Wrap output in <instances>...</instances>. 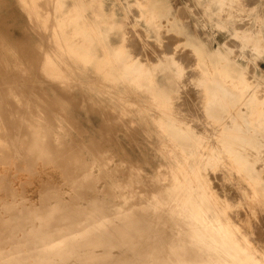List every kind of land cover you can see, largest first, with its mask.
<instances>
[{
    "label": "bare ground",
    "instance_id": "obj_1",
    "mask_svg": "<svg viewBox=\"0 0 264 264\" xmlns=\"http://www.w3.org/2000/svg\"><path fill=\"white\" fill-rule=\"evenodd\" d=\"M28 1L30 2V0ZM216 1L221 3V1L223 0H216ZM47 5L44 6L50 7V5L48 6ZM54 5L52 6V8L54 7ZM250 5H252V3ZM73 7H69V8H73ZM136 7H137V2H136ZM162 8H164V6ZM81 9H83V7ZM85 9H83V11ZM93 9H95L94 6ZM133 9L131 10V12L133 11ZM152 9L153 8H150L151 11ZM27 10L30 11L29 8ZM40 10L42 11V9ZM162 11H158L159 16L161 17L164 15V13L167 12L166 10L164 12ZM40 12L38 14H40ZM33 13L34 12L32 11V14ZM94 13L96 12L94 11ZM36 15L37 14L35 13L34 16L36 17ZM29 16H31V11ZM34 16L33 17L31 16L32 17L31 20L34 18ZM51 16H53V14ZM137 17L138 16H136V18ZM61 18L56 19L53 22L51 21L52 26L50 25V27L53 28L52 29L50 28V30H52L53 36H55V38L58 39V42L61 45V40H62L61 37L63 36V34L65 35L66 32L70 33L69 31H66V29L68 25H71L73 26V30H72L73 33L76 34L78 33L77 34L78 36L79 33H81L83 35V38L88 37L86 43L80 44V46H78L81 48V51L77 47H73L70 49L71 51H76L77 53H79L78 55H82V58L87 61L86 63H89L93 57H89L88 53L92 50V48L96 46L95 44L96 40L91 39L90 36L92 35L90 34L95 33L98 38V35L101 34V32L99 31V27L94 28L93 27L94 24H92L89 30H83L82 27L83 24L85 25V23H82L84 21L80 20L82 19V16L81 18L77 17L75 21L70 19L69 22L64 21ZM42 19H41V23L44 22ZM147 19L149 18L147 17ZM36 20H38L39 22V18H37ZM47 20L45 18V21ZM35 21H33V23ZM100 21L105 23V21H103L102 19ZM112 22H111L112 25H109L110 23L108 24L109 30L107 31L115 29L116 25L114 20ZM53 23L55 26L53 25ZM130 23L131 22H128L129 26ZM34 24L36 25V23ZM79 24L81 25L80 27H78ZM223 24L224 23H222V25ZM178 25H182V24L180 23ZM43 26L45 25H42L40 27ZM45 27H43V30H45ZM202 27L207 30L206 32H208L207 33L208 36L214 40L215 44L219 48L217 52L221 56H218L216 52L215 53L209 52V50H207L204 41L195 38V36L194 37L191 36L187 32L188 28L186 26L187 29L185 27L183 29L184 38H185L184 44L192 47L193 54L200 59L199 65H202V63H204L206 57L211 59L212 61L213 60L216 61L217 63H223L222 60H225L226 64L223 65V68L225 71H227L228 74L231 75L232 78H236V79L245 78V81L253 84L255 90L258 93H261L262 96L264 97V72L256 68V64L254 61L255 57H252L254 55L256 56L264 55V43L262 44L258 41L253 40L257 36H247L246 37L247 41L245 45L251 47L255 51H254V55H250V52L243 53L241 51V55H242L241 57H243L245 61L242 62L240 58L233 57L232 55L229 54L228 51H225L222 48L224 44L218 40L216 33L217 31H219V33L221 32V34L223 33L221 30L216 29V24H214L212 18L211 19L206 18L205 24ZM37 28L39 29L38 26ZM131 29H133L132 26ZM63 30H65L66 32ZM251 31L253 30L251 29ZM102 34H104V32ZM125 34H128V32L127 33L125 32ZM135 34H137V32L134 31V36H136ZM143 34L145 35V33ZM143 34L140 35L139 37L140 40L142 38L141 36H144ZM127 36L125 38L126 40H127ZM137 36H139V33L137 34ZM157 36L159 37V35ZM104 37L108 38L105 35ZM144 37L142 39H145ZM51 39L50 37L48 38L49 41ZM76 40L78 41V39ZM137 41L136 44H139V41L138 42ZM149 42L147 43L146 41L147 45L150 44ZM54 43L55 45H59V43L57 44L56 41H54L52 44L54 45ZM143 43L145 42H142V44ZM154 43L155 42H153V44ZM44 44L43 45L39 44V45L42 46L43 48ZM142 44L141 45L139 44L137 46L138 47L143 46ZM157 45L158 44L156 42L155 46ZM167 45L168 44H166L165 46ZM46 46L49 47V45ZM63 46L64 45H62L61 47L62 49ZM115 46H118V44ZM176 46L177 45H175V47ZM54 47H58V46H54ZM54 47H50V48H54ZM66 47L67 46L65 44V48ZM129 47L127 44V49ZM151 47L153 46L150 45L149 47L150 49L148 50L147 48V51L150 52L156 49V48L152 49ZM163 47L164 45L162 46V48ZM167 47L171 49V47L169 46ZM102 48L100 50H103ZM122 48L123 47H121V49ZM133 48L136 47L134 46ZM141 48L139 49L137 48L136 50L138 52L146 50V49L140 50ZM44 49L45 48H43V50ZM136 50L134 49L135 52ZM42 51L39 50V52L41 53ZM45 51H43V53L45 54V56H48L46 53L49 52H45ZM64 51L63 53H65ZM134 51L131 50L130 52H134ZM160 51L161 49L159 47V52ZM118 52L119 51L117 49L113 51L115 61L118 62L117 64L123 61L122 62L123 66L120 65V68L115 70V71L118 70L117 72L111 70V68L108 66L109 61H107L108 67L102 66L103 69H100L98 67V70L99 69L101 71L103 70V72L101 73H103V76L105 78L107 77V79L109 78L110 80H115V82L123 80L127 82L128 85L129 74H132L137 68L139 69L140 66L138 67L137 63H130L129 61H126V63L129 64V66L127 65L128 66L127 67L124 63L125 56L123 59L122 56L120 57L119 55H117ZM159 52L156 54L159 55ZM170 52H172V50ZM161 53L163 52L161 51ZM49 54H52V52H50ZM57 54L62 55L59 52ZM137 54L138 53H135L133 55V58ZM144 54L145 53L143 52L142 55L144 56ZM113 55H111V57ZM139 55H141V52L139 53ZM149 55L152 56L151 53ZM69 56L71 55L69 54ZM73 56L77 58L76 55ZM164 56H165V52H164ZM172 56L175 57V55ZM111 57L110 59H112ZM145 57L147 58V56ZM43 58H44L42 62L43 67L41 66L43 69L41 68L40 70L42 71L44 70L43 74L47 75L51 72V71L49 72L48 66L51 65L50 62L53 57L52 58L43 57ZM50 58L51 60L50 62H48L50 64L47 66L46 61H49ZM162 58L163 56L161 57V59ZM148 59L150 61L151 58ZM66 60H68V58ZM173 60H177V59L173 58ZM142 61H144V59ZM155 61L158 62V60ZM39 62H41V59ZM62 62L63 61H61V63ZM117 64L115 66H117ZM249 64H254V69H251L252 67H250ZM54 65L52 66L54 67ZM65 65L67 68L68 64ZM7 66L8 65L4 62L2 57H0V192L3 194L2 196H0V264H264V113L262 111L264 108H260V106L258 107L257 104L258 100L255 96V91H253L254 87L247 88L248 90L246 89L247 97L246 99L243 98V100H245L244 112L241 113L239 111L235 116L231 117L230 128L229 125H227L229 128L228 137H226L227 139H225V136L227 135L224 134H223L224 137H221L218 134H217L218 137L213 135L209 136V137L213 136V138L217 137L218 139L216 138L215 140L216 142L218 141L220 143L218 144L221 146H219L218 144H217L218 147L217 145L214 146L215 141L213 140L214 142L213 143L211 142L213 146L209 148L206 147V151L204 150L205 152H203L205 154H200L199 149H201V147L198 146V142L200 141L199 138L202 137L200 136L199 138L196 137V134L198 132L194 128H190L189 125H187L188 123L186 124L185 121L181 124L183 120L182 118L183 116H181L182 120L179 116L181 120L180 121L176 114L173 115L172 112L176 111L175 108V110L173 109L174 111H172L171 113L173 117L175 116V118L176 117L178 118L180 125L177 124V121H174L172 119L173 117L172 118L165 117L166 119L159 121V128L161 127L162 129L161 133H163L165 137L168 139L167 141L169 147L166 150H165L166 147H164V151H167L165 153L168 154V156H171L173 155L172 151H179L178 155L180 156L179 157L180 160H178V162L176 163L177 161L176 159V161L172 165L169 162L170 164L168 166L161 161H156V162L151 161L149 163L147 162L146 165H142L137 161H126L123 159L115 162L113 159L115 157V153L104 148L101 142H99V140H96L95 138L91 137L90 141L88 142L84 141V139L81 138V134H82L81 129L78 130L76 128L78 123L74 121L72 118L66 116L64 112L65 109L63 103L60 100L49 98L44 93V91L38 88H33V89L29 88L28 86L29 83L27 82H29L31 78L30 75L27 73L28 71H25V67L23 68L20 64H18L19 73L15 77H11L7 75L8 74L6 71L8 69ZM134 66H137L136 69L134 68ZM50 67L49 69L53 68ZM56 67L57 70L53 68L55 71L54 70L52 71L55 72L56 75H54V73L52 72L51 73L53 74V77H55L54 79H60L62 76L61 70L58 72L59 67L58 66ZM61 67L59 69H61ZM181 67L183 69L182 64ZM44 68H47L49 73H46ZM63 68L62 70H64ZM164 69H165L164 67H161V69L160 67L156 68L157 71H163ZM156 70L155 72H157ZM185 70L186 69H184V72H186ZM172 73L173 72L164 74V76L168 77V82L166 83H169L167 84L168 86L166 89L160 87L158 88L156 87L157 86L156 84H155L156 86L151 84L150 88H148V90L146 91H149V89H151V91L154 92L155 96H162L160 97V99L164 98V101L166 99L168 100L169 97L171 99V95L175 91H177L175 93H179V91L184 89L181 88V90L179 89V91L175 89L176 83L174 82V80L176 76L175 73L174 74ZM52 74L49 75V77H52ZM37 75L39 74L37 73ZM198 75L199 74L197 75L194 74L193 77H197ZM177 76L181 77V75L180 76L177 75ZM182 76L185 75L183 74ZM186 77H188V75ZM214 77L217 78L218 75L215 73ZM181 78L183 79V77ZM198 78L199 76L196 79L198 80ZM188 79L189 78H187V80ZM200 79H202V77H200ZM18 80H21L22 84L24 85L17 86ZM191 81L192 80H189V82ZM194 81H193V85H197L196 82ZM67 82L68 81L64 83ZM189 82L186 81V83ZM144 84L145 83H143V85ZM190 84H188V86H190ZM180 87H182V85H180ZM65 89L64 92L67 93L68 88L66 90ZM127 90L129 89L127 88ZM195 91H197V89ZM102 92L104 91L102 90ZM206 92L207 91H204V94ZM70 93L71 92H69L68 95ZM130 93L129 94L127 93L128 96L130 95ZM141 93L143 94L142 91ZM190 93L192 92L190 91ZM211 93L213 94V92ZM134 94H136V92ZM204 94L203 97H207L206 96L207 94L206 95ZM218 94L219 95L221 94L222 96L224 94V90L223 91L218 90ZM175 95H179V94H175ZM195 96L198 97L197 93ZM196 97L193 96V98L195 99ZM185 98L186 97L184 95V99ZM190 98H192V96ZM120 99L122 100V98ZM184 99L183 101L186 100ZM195 99L193 100L196 104L202 98L199 99L197 102ZM205 99L202 100L206 101ZM261 99L264 101V98ZM227 100L228 99H226L225 101ZM177 101L179 102V100ZM236 102L237 100L235 101V103ZM178 104H172L174 105L173 108L175 106L177 107ZM180 104H183V102ZM180 104L178 106L182 107ZM200 104L203 105L202 101L201 103H198L199 106ZM74 105L77 106L76 103ZM137 105L140 106L139 104ZM170 105L171 104H169V106ZM186 105H184L183 107L184 109L186 108ZM207 105L209 104L207 103ZM217 105L219 106V104ZM160 106L162 107V105H159V107L157 106L156 109L157 111L158 108H160ZM228 106L229 104L227 105V107ZM148 107L150 108V106ZM193 107L195 108V106H192V108ZM212 107H215L214 104L211 105V108ZM244 107L242 109H244ZM100 109L102 108L100 107ZM164 109L166 108H163L162 109L163 111L159 110V112L160 111L165 113L168 112L167 109L166 110ZM218 109L214 111L216 112L218 111ZM156 110L154 111L156 112ZM170 110H172V108L169 109V111ZM178 110L180 109H177V112ZM192 110L190 109L191 112ZM196 110L194 109L195 112H197ZM248 110H250L249 113ZM184 111H182V113ZM105 113L106 112H104V114ZM210 113L211 115L213 114L212 112ZM160 114H159V118H160ZM197 114L198 115L200 114V117L204 116L203 114L201 115V112ZM189 115L186 114V117L184 118H188L187 116ZM214 115L212 116L213 117L219 116L218 113ZM162 116H164V114ZM107 117H109V115ZM117 117L118 119L120 118L119 116ZM235 118H239L241 122L236 121ZM155 119H158V117ZM193 119L195 118L193 117ZM111 120L113 119L111 118ZM198 120H200L201 122V119ZM217 120L218 118H216L215 122ZM197 121H195V123ZM225 121H228V119H226ZM121 122L123 121L121 120ZM189 123L190 125L191 123L194 124V122H189ZM205 124H207V120ZM212 124H216V123L211 122V125ZM197 125L198 124H194L193 126H197ZM202 125L204 126V124ZM211 127L209 129H211ZM197 128L199 129L200 127ZM101 131H102L101 140L105 141L107 139L106 135L107 134L109 135V133H107L105 128L103 130L101 129ZM207 131L209 132V130ZM218 131L219 130H217L216 132L218 133ZM205 132L206 131H204V135ZM212 132L210 131V133ZM224 132L222 130V133ZM128 134L130 135V133ZM201 136H203V134ZM213 138H211V141ZM169 142L171 143V145L169 144ZM172 145L175 148L172 147ZM207 149H209L210 151L207 152ZM164 156L166 157V155ZM199 157H202L200 159L204 160L203 163L195 161L196 158ZM166 158L168 159V157ZM201 166H203V168ZM211 168H213L212 172L216 173L214 177L218 179V186L220 185L219 188L220 191H217L216 189H215L216 191L210 190L209 188L205 187V184L203 185V183L200 180L201 178L199 174L200 169H202V171L203 170L209 171V169ZM42 169L44 170L46 175L47 172H58L60 174L61 184L53 185L51 183H48V181L43 180L39 187V196L37 201L35 202L31 201L24 192L22 186L26 182H21V190L14 188V186L12 185L13 179L20 178L22 177V175L27 178H34L35 176L39 175L38 173L42 172ZM63 186L68 187V191H66V194L68 195L67 198L63 197Z\"/></svg>",
    "mask_w": 264,
    "mask_h": 264
},
{
    "label": "rangeland",
    "instance_id": "obj_2",
    "mask_svg": "<svg viewBox=\"0 0 264 264\" xmlns=\"http://www.w3.org/2000/svg\"><path fill=\"white\" fill-rule=\"evenodd\" d=\"M51 1L52 0H40V1L38 0V3H40L39 4L40 7L37 6V12H40L41 11L40 9H42V11L39 14V18H41V19L43 18L42 20L44 22H42V23L45 24V26H46L45 27V30L46 31L43 30V27H42V32H40L38 30V32H39L38 33V37L37 38H34L31 41L30 40L27 41L23 37H21V38H15L14 36L11 37L13 39H11V40H9L7 42H5V41L2 42L1 39H0V50L1 49H4V51H6V50L8 51L7 48H8L9 42L12 41V40L14 41V39H15L16 42L18 44H20V45H24L26 43H30L33 48L36 47L35 53L31 57L32 60L39 61L41 59V61H43V59H44L43 57L48 58V56H45V54L43 53V51L46 50V48L43 50V48L45 47V45H44L43 48L40 45H43L45 43L44 40H48L49 37H50V39L52 38L50 41L48 40V43L51 42V45H52V43L54 41H56L57 44L59 43L58 42V39H56L55 36H53L52 30H50V28L52 29L53 27H50V25L52 24L51 21L53 22L54 20L61 18L60 14H59V13H61V6H56V4L58 3L57 0H53L54 2L53 1L51 2ZM208 1L209 2L211 1V2L209 3ZM46 2L48 3V5H50V7L47 5ZM68 2H69L68 5H70V7H73L74 6V3L75 4H82V3H86L87 4V6L83 7V9L86 8L85 9L86 11L84 10L85 12L84 11L82 12V19H80V20L84 21L82 23H85V24L88 23V25L91 27L92 24H93V22L95 21V20H93L94 17H95V14H98V10H100V9L98 7L97 8L94 7L95 9H93V5L87 3V0H68ZM136 2H137V7H136ZM54 3H55V5H54ZM133 3H135V4H133ZM165 3H167V4H165ZM248 3H249V5H248ZM251 3H252V5H250ZM107 4H109V5L108 6H105L104 10L105 11L106 10L109 11V12H107V16H109L110 14L113 15L111 18L115 21V25H116L115 26V31H113L111 33V35H110V37H111L110 40H111V42H112L113 45L114 44L115 45L118 44V46H115L114 45L115 46V50L117 49L119 51L117 53V55H119L120 57L122 56L123 59H124V56H125L124 63H125L126 66L127 65L129 66V64L126 63V61H129L130 63H137L138 67L140 66L139 69L138 68L136 69L137 66H134V68L136 70L132 74H129V79H128L129 84L128 85H127V82L121 80V81L115 82V85L114 84H110V83H106V82H102V83H106V84L100 87L101 90L99 89V87L98 88H93V87L86 88L85 86H83L84 85V82H86L87 80H89L91 78L93 80L96 79V78L97 79H103V76H101V74L98 73L97 70H94L91 67H89L90 65H85V64H83L84 62L82 63L80 60H79V62H72L70 58L72 57V59H75V56H73V55H76V54H73V52H71L70 50H66V48H63L65 50L64 51L61 48L60 43H59V45H55V43H54L53 47L54 46H58V47H54V48L55 49L57 48L58 50L57 49L56 50L59 53H61L62 55H58L57 54L58 52L54 48H50L52 46H49V50L48 51L47 50L45 51V52H49V53L52 52V55L54 56V59H53V61L51 60V63L53 62L52 64L53 65L55 64V66L61 67V66L64 65L63 67H66L65 64H68L67 67H71V66L78 65V66H81V67L82 66L83 67H88L90 69V70H80V69H78L76 67H74V68L72 67V68H68L67 70L61 71V74L65 72L64 79H66L67 81H70L69 88L68 89L66 88L67 91H68V93L69 92L73 93V91L75 92V95L72 96V100H71L72 102L73 101L74 102H81V103H83V105L85 104V105H88V106H89V104L91 106H93V104L94 105H97V106L100 105V107L102 108V110L104 109L102 113L100 112L103 115V120L101 118V116H102L101 115L100 116L101 119L98 118V121H97V123H95V126H96V128H98L99 126H101V124H103V127L106 129L107 133H109V135L108 134L106 135L107 142H106V140L105 141L104 140H101V136L98 135V133H96V131L92 127H90L84 121V118L82 117V114L83 113H81L79 115L78 113H80V112L75 111V110H78L76 108H73L74 109V112L72 111L73 110L71 108L72 107V102H66V101L63 102L62 101L63 98L61 97V95H58L57 97L56 96L51 97L49 95V98H52V99L54 98V99L60 100L63 103L64 109H65L64 112H65L66 116H68L69 118H72L74 121H76L78 123V125L76 126V128L78 130L81 129V131H82L81 138L82 139H85L86 137H88L89 135H91V137L95 138L96 140H99V142H101V144H102V146L104 148H106V149H108V150H110V151H112V152L115 153V157L113 158L115 162L123 159V160H126V161H137V162H139L142 165H146L147 162L149 163L151 161H153V162L161 161V162H164L167 166L170 163H171V165L174 164V162L176 161V159H177L176 163L178 162V160H180L179 159L180 156L178 155L179 154V151H172L173 155H171V156H168V154L165 153L167 151H164V147H166L165 150L169 147L168 141H167L168 139L165 137V135L163 133H161V131H162L161 127L159 128V121L160 120H163V119H166L165 117L172 118L173 117L172 116V113H173V115L176 114L178 118H179V116H180V118H181V116H183L182 117L183 120L181 118V120H182L181 124L185 121L186 124L188 123L187 125H189L190 128H194L198 132L197 133L198 136L196 134V137H198V138H199V136L202 137V138H199L200 141L198 142V146L201 147V149H199L200 154H205L203 152L206 151V147L209 148V147L213 146L212 143L214 141H215L214 142V146H216L219 143L218 141L216 142V140H215L218 137L217 134L220 135L221 137H224V135H227V136H225V139H227L226 137H228V132H229V128H230L231 117L232 116H235L239 111L241 113L244 112V110H245V107H244L245 106L244 105L245 100H243V98L246 99V97H247V90H248L247 88H253L254 86H253V84L246 82L245 81V78L244 79H242V78L241 79L232 78L231 75L228 74L227 71H225L224 68H223V65L226 64L225 60H222L223 63H217L216 61H214V60L212 61L211 59H209V58L206 57V60H204V63H202V65H199L200 59L193 54L192 47L189 46V45H185L184 44V39L185 38H184V30L183 29H184V27L186 28V26H187V28H188V29L186 28L187 29V32L191 36H193V37L195 36V38H198V39L203 40L204 43H205V45H206V47H207V50H209V52H214V53L216 52L218 54V56H221L217 52V50H219V48L215 44L214 40L211 39L208 36V34H207L208 32H206L207 30L202 27L205 24V19L206 18H210V19L212 18V20L214 21V24H216V29L217 30H221L222 33H223V34H221V32L219 33V31H217V33H216V36H217L218 40L221 43L224 44V46L222 48L225 51H228L229 54L232 55L233 57L240 58L242 62H245L244 61V58L241 57L242 56L241 55V51L243 53H246V52L249 53L250 52V55H254V51H255L251 47L245 45L246 44V41H247L246 37L247 36H257L253 40L258 41V42H260L262 44L264 43V0H223V1H221V3H219L216 0H205V1L204 0H169V2H168V0H115V6L110 5V2H107ZM216 4H218V5H216ZM44 5H47L51 9H49L48 7H46ZM53 5H54V7L52 8ZM132 6L134 7V9H133ZM163 6H164V8H162ZM210 6L211 7L213 6V7L211 8ZM47 8L49 10H51V11H49ZM150 8H153L152 11L150 10ZM69 9L71 10L70 14H72L73 11H74V9H76V7L69 8ZM83 9H81V10H83ZM132 9H133V11L131 12ZM148 9H149V11H148ZM93 10L96 13H94ZM114 10H115V13L114 14L113 13H110L111 11L113 12ZM165 10L167 12L164 13V15L162 17L159 16L158 11L164 12ZM43 11H44V13H43ZM211 13H213V14H211ZM52 14H53V16H51ZM129 14L132 16V18H131V16ZM133 15H135V16H133ZM192 15H193V17H192ZM57 16H60V17H57ZM136 16H138V17L136 18ZM146 16L149 19H147ZM77 17H78V15H76V14L73 15L72 14V15H70V18H65L64 21L69 22L70 19L73 20V21H75L77 19ZM45 18H46V20L47 19H49V20L45 21ZM111 18L110 17H107V18H105V20L106 21H108V20L111 21L112 20ZM117 19H118V21H117ZM132 19H134V20H132ZM150 19H152V20H150ZM86 20H87V22H86ZM89 20H90V23H89ZM176 20H177L178 23L176 22ZM147 21H149L150 24ZM128 22H131L130 23V26L128 25ZM46 23H47V25H46ZM180 23L182 25H178ZM222 23H224V24L222 25ZM18 25H20V24H18ZM53 25H54V23H53ZM176 25H178V26H176ZM131 26H132L133 29H131ZM182 26H183V28H182ZM218 26H221V27H218ZM137 28L139 30H141V29L142 30L139 31ZM251 29L253 31H251ZM133 30L135 32H137V34L139 33V36H137V34H135L136 36H134V31ZM125 32L126 33L128 32V34H130V35L125 34ZM142 32L145 33V35ZM227 33H229V34H227ZM0 34H1V32H0ZM141 34H143L145 36V37L144 36H141L142 38L144 37L146 39V37H147V39H149V40L146 39L147 43L150 41L149 42L150 43L149 45H147L145 39H142V38H141V40L139 39V37H140ZM157 35H159V37ZM43 36H45V37L47 36V37L46 38H42ZM92 36H93V33H92ZM126 36H127V40L130 38L128 41L125 39ZM205 37H206V39H205ZM208 37H209V39H208ZM84 39L85 38H83V37L81 38L82 41H84ZM137 39H138L140 45L142 44V42H145L142 45L143 46L146 45V46H144V47L143 46H139L138 47L137 45H139V44H136ZM120 40H121L122 43L120 42ZM129 41H130V43H129ZM159 41H160V43H159ZM161 41L162 42L166 41L167 43L166 42L162 43ZM153 42H155V43L153 44ZM156 42L158 44L157 46H155L156 45ZM124 43H126V44H124ZM165 43L168 44L167 46L171 47V49L168 48L167 46H165L166 45ZM127 44H128V47L129 46H132L133 44L134 45L132 47H129L127 49ZM162 44L164 45L163 48H162V46H163ZM150 45L153 46V47H151L152 49L153 48L154 49L156 48V49L153 50V51H150V52L147 51V48H148V50L150 49L149 48ZM175 45H177L178 47L177 46L175 47ZM120 46L123 47L122 48L123 50L121 49ZM134 46L136 48H133ZM158 46L160 47V49H161V51L163 53H161V51L159 52V47ZM39 48H41V49H39ZM59 48H61L62 50L59 49ZM137 48L138 49L141 48L140 50H144V49H146V50L140 51L141 52V55H139L140 52H138L136 50ZM120 49H121V52H120ZM130 49L132 51H134V49H135L136 52L135 51L134 52H130L131 51ZM39 50H41V51L43 50L42 53L39 52ZM171 50H172V52H170ZM63 51L65 53H63ZM107 51H108V49H107ZM100 52H101V54L103 56H105V52L104 51L101 50ZM143 52L145 53L144 56L142 55ZM158 52H159V55L160 56L158 54H156ZM164 52H165V56H164ZM166 52H167V55H166ZM49 53L47 55H50ZM66 53L67 54L69 53L71 56H69V54L67 55ZM135 53H138V54L135 55L134 58H133V55ZM147 53H149V54L151 53L152 56L149 55V54H147ZM154 54H156V55H154ZM138 55H139V57H138ZM172 55H175V57L172 56ZM76 56L79 57L78 55H76ZM145 56H147V58ZM162 56H163V58L161 59ZM0 57H2V59L4 60V62L8 65L7 67H9V65L16 64L14 62L12 64H11V62L8 63L6 61L5 56H3V55H1ZM106 57L109 59L110 58L109 57V54L106 55ZM252 57H255L254 61H255V64H256V68L258 70L264 72V67H263L264 66V55H261V56L254 55ZM67 58H68V60H66ZM148 58H151L152 60L150 59V61H149ZM173 58L174 59L176 58L178 60V62H177V60H173ZM259 58H260V60H259ZM20 59L21 60H25V61L28 60V62L30 61V57H29V59H27V57L21 56ZM143 59H144V61H142ZM155 60H158V62L155 61ZM61 61H63V62L61 63ZM164 61H167V62H164ZM122 62L119 63V64H117L118 62L115 61V65L117 64V66H118V67L115 66L116 67L115 70L118 69V68H120V65L123 66V63ZM60 63H61V65H60ZM181 64L183 66V69L181 67ZM177 65H178V67H177ZM249 65H250V67H252L251 69H254V64H249ZM157 67H160V69H161V67H164L165 69L163 71H157L156 70ZM170 69H171V71H170ZM184 69H186L185 70L186 72H184ZM155 70L157 72H155ZM59 71L60 70H58V72ZM117 71H115V72H117ZM170 72H173L172 74L175 73V76H176L175 77V80H174V82L176 83L175 89L179 91V89L181 90V88H184L181 91H179V93H175V92H177V91H175L171 95V99H173V100H171L170 97H169L168 100L166 99L164 101V98H162L163 100L160 99V97H162V96H155L154 95V92L151 91V89H149V91H146V90H148V88H150V85L151 84H153L154 86L157 85L156 87H158V88L160 87V88H165L166 89L167 86H168L167 84H169V83H166V82H168V77L164 76V74H166V73L168 74ZM7 73H10V71H7ZM53 73H54V75H56L55 72H53ZM182 73L185 76H182L183 75ZM186 73H187L188 77H186L187 76ZM215 73L218 75L217 78L214 77ZM190 74L192 75V78H191V75ZM194 74H196V75L199 74L198 75L199 76L198 80L196 79L198 76L197 77H193ZM177 75H179V76L181 75V77H183L184 81H183V79L181 77H178ZM150 76H152V77H150ZM157 76L160 77V78H158ZM200 77H202V79H200ZM209 77H210V79H209ZM50 78H52V77H50ZM54 78L55 77H53L52 79H54ZM187 78H189V79L187 80ZM52 79H51V81L52 82L54 81L53 83H60V81H61L60 80L61 78L60 79H55L56 81L55 80H52ZM57 80H60V81H57ZM189 80H192V81L189 82ZM176 81H178L179 83L176 82ZM186 81H188L189 83H186ZM193 81L196 82V84L198 86L197 85H193ZM215 82H217V83H215ZM132 83H135V84H132ZM143 83H145V84L143 85ZM190 83H192V84H190ZM122 84H125V85H122ZM178 84L182 85V87H180V85H178ZM188 84H190V86H188ZM193 86H195V87H193ZM202 86H203V88H202ZM188 87L190 89H193V90H190ZM127 88L129 90H127ZM40 89L43 90L46 93L44 87H42ZM106 89L107 90L109 89V90L107 91ZM140 89H142V90H140ZM196 89H197L198 92L199 91H201V92L198 93L197 91H195ZM200 89H202V90H200ZM60 90H61V87L57 88V91H60ZM102 90L104 92H102ZM218 90H222V91L224 90V94L222 96H221V94L219 95L218 94ZM141 91L143 92V94L141 93ZM190 91L193 94L190 93ZM204 91H207V92L204 94ZM253 91H255V96H256V98L258 100V103H257L258 104V107L260 106V108H264V101L261 99V98H264V97L262 96L261 93H258L255 90V87H254V90ZM78 92L80 93V96H78ZM98 92L101 95H99ZM130 92L132 93V95H131ZM135 92H136V94H134ZM195 92L197 93L198 97L195 96L196 95ZM211 92H213V94ZM94 93H96V94H94ZM127 93L128 94L130 93V95L128 96ZM148 93L149 94L151 93V94L149 95ZM200 93H202V94H200ZM145 94H148V95H145ZM175 94H179V95H175ZM203 94L204 95L207 94L206 96L208 97V99H207V97H203ZM118 95H119L120 98H122V100L118 97ZM184 95L186 97L185 98L186 100L184 99ZM182 96H183V98H182ZM191 96H192V98H193V96L196 97V99L193 98V99L196 100V102L199 99H201V98L202 99H205L206 98L205 99L206 101H204V100L201 99L199 102H197L195 104L194 100L192 98H190ZM199 96H202V97H199ZM218 96L220 98H222V99H220ZM177 97L178 98L180 97V98L178 99ZM236 98H238V99H236ZM183 99L185 101H183ZM226 99H228V100L225 101ZM147 100H148V102H147ZM177 100H179V102ZM236 100H237V102L235 103ZM241 100H242V102H241ZM201 101H202V104L203 105L200 104V106H199L198 103H201ZM117 102H119V103H117ZM133 102H135V103H133ZM150 102H151L152 105L150 104ZM182 102H183V104H180ZM155 103H157V104H155ZM178 103L182 107L178 106L179 105ZM207 103L209 105H207ZM242 103H243V105H242ZM137 104H139L140 106H138ZM169 104H171V105L169 106ZM172 104H178V105H177V107L175 106L173 108L174 105H172ZM212 104H214L215 107H212L211 108V105ZM217 104H219V106ZM228 104H229V106L227 107ZM159 105H162V107L160 106L161 109L158 108V111H157L156 109H157V106L159 107ZM184 105H186V108L185 109L183 108ZM232 105L235 108H233ZM124 106L125 107H128V108H125ZM148 106H150V108ZM151 106H152V108H151ZM192 106H195V108L194 107L192 108ZM203 106H206V107H203ZM201 107H203V108H201ZM243 107H244V109H242ZM163 108H166L167 111L169 112V114H168V112H166V113L165 112H162L163 111L162 110ZM171 108H172V110L169 111V109H171ZM175 108H176V111H174ZM206 108H207V111H206ZM166 109H164V110H166ZM177 109H180V110H178V112H177ZM190 109L191 110L193 109L192 112L190 111ZM194 109L195 110L198 109V110H196L197 112H195ZM216 109H218V111L215 112L214 110H216ZM154 110H156L157 113ZM159 110H162V111L159 112ZM230 110H232V111H230ZM241 110H243V111H241ZM129 111H131V112H129ZM172 111H174V112H172ZM182 111H184L183 112L184 114L182 113ZM262 111L264 113V109ZM104 112H106V113L104 114ZM119 112H121V113H119ZM200 112H201V115L202 114L204 115V116H201L202 118L200 117V114L199 115L197 114V113H200ZM210 112L213 113L212 115L218 113L219 116L218 117H213ZM220 112H222V113H220ZM249 112H250V110H248V113ZM107 114L109 115V117H107L108 116ZM123 114H125V115H123ZM159 114H160V118H159ZM163 114H164V116H162ZM186 114L187 115L190 114L189 116H187L188 118H184V117H186ZM206 114H208V115H206ZM115 115L119 116L121 119L120 118L118 119V117L115 116ZM110 116H111V118L113 120L116 119V117H117V119L114 120L115 122L113 120H111ZM226 116H227V118H226ZM106 117L109 118V119H107ZM157 117H158V119H155ZM177 117L175 118V116H174L172 119L174 121H177V124L180 125V123H179L180 118L178 120ZM193 117L196 120L193 119ZM204 117H206V118H204ZM189 118H191V119H189ZM216 118H218V120L215 122ZM184 119H186V120H184ZM198 119H201V122ZM224 119L225 120L228 119V121H225ZM121 120L123 122H121ZM188 120H190V121H188ZM202 120H204V121H202ZM206 120H207V124H205L206 123ZM223 120H224V122H223ZM235 120L241 122V120L239 118H235ZM195 121H197V122L195 123ZM208 121H210V122H208ZM221 121H222V123H221ZM189 122H194V124H198V125L197 126H193L194 124L191 123V125H190ZM211 122L212 123L214 122L216 124H212L211 125ZM217 122L219 123V125H218ZM124 124H126L127 126L124 125ZM202 124H204L205 127ZM223 124H224V127H223ZM119 125H120V127H119ZM199 125H201V126H199ZM227 125H229V128H228ZM209 126L210 127L212 126L211 129H209L210 128ZM103 127H102V130L104 129ZM197 127H200V128L198 129ZM213 127H215V128H213ZM201 129H204V130H201ZM198 130L202 131L203 133L200 132V131H198ZM207 130H209V132ZM217 130H219L218 133L216 132ZM222 130H223V132L224 131H227V132L222 133ZM204 131H206L205 132V135H204ZM210 131L211 132L213 131V132L210 133ZM128 133H130V135ZM200 133H202L203 136H201L202 134H200ZM84 134H88V135L87 136H84ZM210 135L217 136V137H214V138H213V136L209 137ZM127 136H129V137H127ZM157 136H159V137H157ZM160 137H161V139H160ZM204 137H207V138H204ZM211 138H213L212 141H211ZM208 139H210V140H208ZM86 142H88V141H86ZM161 142H163V143H161ZM200 142H201V144H200ZM165 143H166V145H165ZM203 143H204V145H203ZM169 144L171 145L170 142H169ZM218 145H217V147H218ZM219 146H221V145H219ZM172 147H174V146L172 145ZM208 151H210V150L207 149V152ZM164 155H166V157H168V159ZM200 158H202V157L196 158L195 161L203 163L204 160L203 159H200ZM201 167L203 168V166H201ZM212 170H213V168L209 169V171H207V170L206 171L205 170L202 171V169H200V171H199V174L201 176L200 180L203 183V185L205 184V187L209 188L210 190H213L214 191L216 189L217 191H220V189H219L220 188V185L218 186V179H216L214 177V175H216V173L212 172ZM38 174L39 175L38 176H35L34 178H27V177H25V176L22 175V177L15 178L12 181V185L14 186V188H16L18 190H21V182H26L22 186L23 187V190L26 193L27 197L31 201H34V202L37 201V199H38V196H39V187H40V184L42 183L43 180H46V181H48V183H51L53 185L61 184L60 174L58 172H47V175H46L45 172H44V170L42 169V172L41 173H38ZM202 177H204V178H202ZM212 178H213L214 181L212 180ZM204 179H206V180H204ZM212 183L215 184V185H213ZM66 191H68V187L67 186H63V197L64 198H67V196H68L66 194ZM2 195L3 194L0 192V196H2Z\"/></svg>",
    "mask_w": 264,
    "mask_h": 264
},
{
    "label": "crops",
    "instance_id": "obj_3",
    "mask_svg": "<svg viewBox=\"0 0 264 264\" xmlns=\"http://www.w3.org/2000/svg\"><path fill=\"white\" fill-rule=\"evenodd\" d=\"M57 1H60V2H58L59 3V5L58 4H56V6H61V13H59L60 14V16L62 17L63 15L65 16H63L62 17V19L64 20V18H69L70 17V15H72L73 13L74 14H76V15H78V17H81L82 16V12H83V10H81L80 8V6H82V7H85L86 6V3H82V4H75L74 3V7H77L78 9H74V11H73V13L72 14H70L69 12H71V10L69 9V7H70V5H68V0H57ZM29 1L28 0H0V32H1V34H0V39H1V41L3 42V41H5V42H7V41H9V40H11V39H13V38H11L12 36H14L15 38H21V37H23L24 39H26L27 41L28 40H33L34 38H37L38 37V31H37V26L39 27V31L40 32H42V27H40V26H42V25H45L44 23H41V18H39V12H37V6H39V4L40 3H38V1H36V0H30V2L28 3ZM63 4H62V3ZM107 2H110V5H112V6H115V0H87V3H92V5L94 6V7H98L100 10H98V14L97 15H95L96 17H94V19L93 20H95V18H96V20L93 22V27L95 28V27H99V31L101 32V34L104 32V34H100V35H98V38H97V35L95 34V33H93V37L92 36H90V38L91 39H95L94 41H95V44H96V46L94 47V48H92V50L88 53V55H89V57H93L92 58V60L89 62V63H86L87 61L86 60H84L83 58H82V55H78L79 53H77L76 51H71V49L70 48H73V47H77V48H79L80 49V51H81V48L80 47H78V46H80V44H83V43H86V41H87V39H88V37H84L85 38V40H84V42L81 40V38L83 37V35L81 34V33H79V36L76 34V33H73L72 32V30H73V26H71V25H68V27H67V29H66V31H69L70 33H68V32H66L65 30H63V31H65L66 33H65V35L63 34V36L61 37L62 38V40H61V47H62V45H64L63 46V48H65V44H66V48H68L67 50H70L71 52H74L73 54H76V55H78L79 56V58L77 57V58H75V59H72L71 58V61L72 62H79V60L80 61H82V62H84L83 64H85V65H90L89 67H91L92 69H94V70H97V72L98 73H100L101 74V76H103V73H101V72H103V70L101 71L100 69H103L102 68V66H104V67H106L108 64V62L107 61H109V67L111 68V70H113V71H115V58H114V55H113V51L115 50V46L112 44V42H111V37H110V35H111V33L113 32V31H115V29H112V30H110V31H107V30H109V28H108V24L109 25H112V21H106L105 20V18H107V17H112L113 15H109V16H107V12H109L108 10H104V8H105V6H108L109 4H107ZM29 4V5H28ZM30 4H31V6H30ZM63 5V6H62ZM29 6V7H28ZM32 6H33V8H34V10L36 11H34L33 10V8H32ZM32 9H31V8ZM30 9V11H31V16L33 17L34 15H35V13L37 14L36 15V17L37 18H39V22L41 23V24H39V22H38V20H36L37 18L34 16V18L31 20V16H29V14H30V11H28L27 9ZM70 10V11H69ZM78 10H80V11H78ZM32 11L34 12L33 14H32ZM68 12V13H67ZM79 12V13H78ZM110 13H115V10L112 12H110ZM73 14V15H74ZM81 16H80V15ZM101 16V17H100ZM58 17V16H57ZM99 17V18H98ZM36 18V19H35ZM36 21H35V20ZM103 20V21H105V23L104 22H101L100 20ZM112 19V18H111ZM31 20V21H30ZM113 20V19H112ZM33 21H35L34 23H36V25L33 23ZM112 22V23H111ZM115 22V21H114ZM103 23V24H102ZM107 23V24H106ZM18 24H20V25H18ZM114 24V23H113ZM35 25V26H34ZM81 25L79 24L78 25V27H80ZM89 25H87V24H83V27H82V29L83 30H89L90 29V26L88 27ZM43 27H45V26H43ZM86 27H87V29H86ZM69 29V30H68ZM70 34V35H69ZM94 34H95V37H94ZM76 37H75V36ZM90 35H92V33L90 34ZM104 35L106 36V37H108V38H105L104 37ZM47 37V36H46ZM45 36H43L42 38H46ZM70 37H71V39H70ZM72 37H74V38H72ZM80 38V39H79ZM103 40H102V39ZM74 39V40H73ZM76 39H78V41H77V43H76ZM102 40V41H101ZM26 41V42H27ZM45 41V47L44 48H46L47 46L46 45H49V46H52L50 43H48V40H44ZM80 41V42H79ZM98 41V42H97ZM66 42V43H65ZM68 42V43H67ZM100 42H101V44H100ZM98 43V44H97ZM68 45H69V47H68ZM101 45H102V47H101ZM107 46V47H106ZM53 47V46H52ZM103 49L102 51H104L105 52V55H108L109 54V57H111V55H113V57H111L112 59H108L107 57L105 58V56H103L102 54H101V50L100 49ZM106 48V49H105ZM8 51H4V49H1L0 50V54L1 55H3V56H5V58H6V61L9 63V62H11V64L14 62V63H16V64H13V65H9V67H8V69L6 70V71H10V73H8L7 75L8 76H13V77H15L18 73H19V68H18V64H20L23 68L25 67V71H28L27 73L30 75V81L29 82H27V83H29V88H38V89H40V88H42V87H44L45 88V91H46V95L49 97V95L51 96V97H53V96H58V95H61V97L63 98L62 99V101L64 102V101H66V102H72L71 100H72V96L73 95H75V92L73 91V93H71V95L69 94L68 95V92L67 93H65L64 92V89L63 88H69V86H70V82L68 81L67 83H64V82H66L67 80L66 79H64V76H65V72L64 73H62L63 75H62V77H61V81L63 82H61V83H53L52 81H51V79L52 78H50L49 77V75H51L53 72V70L55 69V70H57V67L54 65V67L52 66L53 64L50 62V60L51 59H49V61H46V64H47V66L51 63V67H53V68H51L50 66H48V70H49V72H48V70H47V68H44L45 69V72L46 73H49V74H47V75H45V74H42L43 72H44V70L42 71V70H40L42 67H43V65H42V62L43 61H41V62H39V61H37V60H32V55H34V53H35V49H36V47H32V45L30 44V43H26V44H24V45H20V44H18L17 42H16V40L14 39V41L12 40V41H10L9 42V44H8ZM47 50H49V47H47L46 48ZM108 49V51H105V50H107ZM113 49V50H112ZM108 53V54H107ZM46 54H48V53H46ZM91 54H93V55H91ZM96 54V55H95ZM111 54V55H110ZM52 54H50V55H48V57H53L52 58V61H53V59H54V56H51ZM21 56H25V57H27V59H29V57H30V61L28 62V60L27 61H25V60H21L20 58H21ZM80 57H81V59H80ZM78 59V60H77ZM99 59V60H98ZM106 59H108V60H106ZM47 60V59H46ZM111 60V61H110ZM48 62H50V63H48ZM111 62V63H110ZM112 62H113V64H114V66H113V64H112ZM41 64V65H40ZM103 64V65H102ZM38 65H39V67H38ZM76 65V64H75ZM29 66H30V69H29ZM42 66V67H41ZM107 66V67H108ZM49 67L52 69H49ZM56 67V68H55ZM74 67H77L78 69H80V70H90L88 67H81V66H78V65H76V66H74ZM73 67V68H74ZM98 67L100 68L99 70H98ZM114 69H113V68ZM37 68H38V70H37ZM60 68V67H59ZM58 68V70H61V71H64V70H67L68 68H72V66L71 67H61V69H59ZM62 68L64 69V70H62ZM43 69V68H42ZM47 70V71H46ZM54 70V71H55ZM42 72V73H41ZM37 73L39 74V75H37ZM48 76V77H47ZM10 77V78H11ZM52 77H53V74H52ZM62 78H63V80H62ZM52 80H55V79H52ZM15 81V80H14ZM51 81V82H50ZM98 81V82H97ZM100 82V83H99ZM102 82H106V83H113L114 85H115V80H110L109 78L107 79V77L105 78L104 76H103V79H89V80H87L86 82H84V85L83 86H85L86 88H90V87H95V88H98V87H101V86H103V85H105L106 83H103L102 84ZM97 83V84H96ZM53 84V85H52ZM66 84H67V86H68V84H69V86L67 87L66 86ZM22 85H24V84H22V82H21V80H18L17 81V86H22ZM38 86V87H36V86ZM65 85V86H64ZM95 85V86H94ZM97 85H99V86H97ZM27 86V85H26ZM59 87H63V88H61V90L60 91H57V88H59ZM63 89V90H62ZM41 90V89H40ZM43 91V90H42ZM62 91H63V93H62ZM94 94H96V93H94ZM63 95V96H62ZM66 95V96H65ZM99 95H101V94H99ZM35 96V95H34ZM65 96V97H64ZM78 96H80V93L78 92ZM65 98L67 99V100H65ZM77 104V106L76 105H74V104ZM78 104H79V106H78ZM74 106V107H73ZM72 109L73 108H76V109H78V110H75V111H77V112H80V113H78L79 115L81 114V113H83L82 114V117L84 118V121L90 126V127H92L95 131H96V133H98V135H100L101 136V129L102 128H100L101 126L103 127V124H101V126H99L98 128H96V126H95V123H97V121H98V118L99 119H101L102 118V120H103V115H102V117L100 118V116H101V113H102V109H100V107L99 106H97V105H94L93 104V106H91L90 104H89V106L88 105H83V103H81V102H73V105H72V107H71ZM97 109H98V111H97ZM102 110V111H101ZM73 112H74V109L72 110ZM101 112V113H100ZM100 128V129H99ZM99 129V130H98ZM95 133V134H96ZM88 134H84V136H87ZM90 137H91V135H89L88 137H86L85 139H84V141H90Z\"/></svg>",
    "mask_w": 264,
    "mask_h": 264
}]
</instances>
